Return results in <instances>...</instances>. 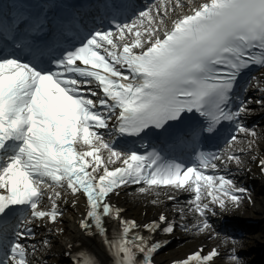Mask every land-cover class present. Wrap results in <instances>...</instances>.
I'll return each mask as SVG.
<instances>
[{"label": "snow or ice", "instance_id": "1", "mask_svg": "<svg viewBox=\"0 0 264 264\" xmlns=\"http://www.w3.org/2000/svg\"><path fill=\"white\" fill-rule=\"evenodd\" d=\"M184 9V0L140 8L134 0H0V264L38 260L40 248L28 241L41 226L63 232L55 227L62 191L74 194V206L76 193L85 197L78 227L102 238L112 264H151L165 242L150 236L177 228L222 239L231 250L200 246L174 264L224 256L246 264L238 254L243 239L221 238L209 221L252 199L232 168L242 171V157L256 152L258 131L244 123L253 101L233 89L244 69H264V0H200ZM253 87L264 109V71L244 93ZM185 112L207 125L181 137L195 149L192 164L165 162L146 143L118 147L121 137L143 141ZM225 121L234 133L216 151L203 150V133ZM259 166L264 173V157ZM129 186L163 192L179 220L163 211L150 222L125 218L112 201ZM180 193L190 195L183 205ZM95 257L86 264H101Z\"/></svg>", "mask_w": 264, "mask_h": 264}, {"label": "bare ground", "instance_id": "2", "mask_svg": "<svg viewBox=\"0 0 264 264\" xmlns=\"http://www.w3.org/2000/svg\"><path fill=\"white\" fill-rule=\"evenodd\" d=\"M184 10L187 11L188 8L186 7ZM153 195L159 196L155 194L154 191L145 192L143 194L142 193H130L127 198V203H125L124 205L128 206V208L131 211H135L140 207L146 209L148 212L153 211L157 209V207L146 205V203L148 204L150 202L151 197ZM166 201L167 200L162 199L161 203L164 204ZM168 208L173 209V205H169ZM253 210H261L262 212L259 215L261 216L264 215V204L262 203L260 206L255 205L254 209L250 210V212H253ZM173 211L176 212V210L174 209ZM170 214H172V212H170ZM63 226L66 229L65 232L56 233L54 235L49 234V240H51V246L41 249L40 255L42 257L46 255L50 256L48 259L49 264H62L64 262L62 253L65 254L69 250V245L76 236H79L84 241L90 242L96 246V242H94L91 239L83 237V235L79 233L73 221L71 220L65 221ZM203 237H204L203 234H199L198 236L194 235L195 240H201L203 239ZM43 253L46 255H43Z\"/></svg>", "mask_w": 264, "mask_h": 264}]
</instances>
